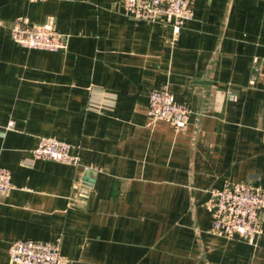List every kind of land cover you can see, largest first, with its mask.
Wrapping results in <instances>:
<instances>
[{"label":"crops","instance_id":"obj_1","mask_svg":"<svg viewBox=\"0 0 264 264\" xmlns=\"http://www.w3.org/2000/svg\"><path fill=\"white\" fill-rule=\"evenodd\" d=\"M192 7L175 33L121 0H0V264L28 238L60 242L63 264H264V231L227 238L208 210L225 181L264 188V0ZM22 21L66 48L19 45ZM154 88L190 106L186 126L150 123ZM40 137L79 164L35 159Z\"/></svg>","mask_w":264,"mask_h":264},{"label":"built area","instance_id":"obj_2","mask_svg":"<svg viewBox=\"0 0 264 264\" xmlns=\"http://www.w3.org/2000/svg\"><path fill=\"white\" fill-rule=\"evenodd\" d=\"M128 15L147 20H165L175 33L193 19L194 0H121ZM12 38L28 49L59 51L66 48L65 36L47 23L22 21L11 28ZM192 110L187 103L176 99L168 88H154L149 94L148 116L151 124L166 121L177 128L186 126ZM11 121L7 128H13ZM74 146L54 137H40L33 149L35 159H48L77 165ZM12 188V172L0 165V194ZM208 210L213 229L227 238L257 242L264 231V188L249 182L225 181L211 191ZM60 242L37 239H18L9 247L10 264H63Z\"/></svg>","mask_w":264,"mask_h":264}]
</instances>
